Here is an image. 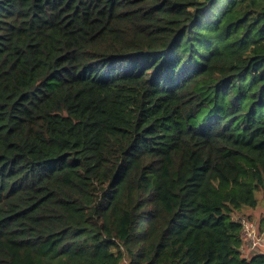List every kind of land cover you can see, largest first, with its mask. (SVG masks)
I'll list each match as a JSON object with an SVG mask.
<instances>
[{"label":"trees","instance_id":"obj_1","mask_svg":"<svg viewBox=\"0 0 264 264\" xmlns=\"http://www.w3.org/2000/svg\"><path fill=\"white\" fill-rule=\"evenodd\" d=\"M260 192L264 0H0V264H264Z\"/></svg>","mask_w":264,"mask_h":264},{"label":"rangeland","instance_id":"obj_2","mask_svg":"<svg viewBox=\"0 0 264 264\" xmlns=\"http://www.w3.org/2000/svg\"><path fill=\"white\" fill-rule=\"evenodd\" d=\"M259 205L256 210L245 209L242 213L235 214L233 217L240 220L243 224V220H246V224H251L253 229H248L245 226L243 231V254L249 256L253 252L264 253V194H257ZM128 264V263H123Z\"/></svg>","mask_w":264,"mask_h":264},{"label":"built area","instance_id":"obj_3","mask_svg":"<svg viewBox=\"0 0 264 264\" xmlns=\"http://www.w3.org/2000/svg\"><path fill=\"white\" fill-rule=\"evenodd\" d=\"M247 223V221L246 220H243V226L245 227V226H247V227H249L248 229H253V226L249 223V224H246ZM243 231H244V229H243Z\"/></svg>","mask_w":264,"mask_h":264}]
</instances>
